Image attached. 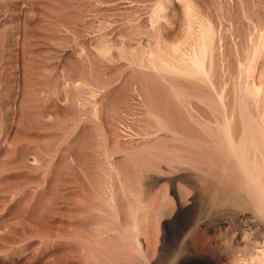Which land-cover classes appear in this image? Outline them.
Returning a JSON list of instances; mask_svg holds the SVG:
<instances>
[{
    "label": "rangeland",
    "instance_id": "rangeland-1",
    "mask_svg": "<svg viewBox=\"0 0 264 264\" xmlns=\"http://www.w3.org/2000/svg\"><path fill=\"white\" fill-rule=\"evenodd\" d=\"M0 264H264V0H0Z\"/></svg>",
    "mask_w": 264,
    "mask_h": 264
}]
</instances>
